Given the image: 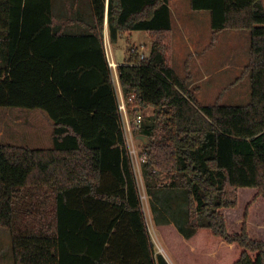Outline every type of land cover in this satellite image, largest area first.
<instances>
[{"label":"trees","instance_id":"1","mask_svg":"<svg viewBox=\"0 0 264 264\" xmlns=\"http://www.w3.org/2000/svg\"><path fill=\"white\" fill-rule=\"evenodd\" d=\"M189 3L209 11L206 48L223 30L249 31L247 103L202 104L188 59L183 76L170 65L169 0H66L62 15L53 0H0V106L43 110L52 126L50 147L0 143V226L14 264H169L146 224L105 26L111 43L133 30L151 38L144 58L128 49L117 76L129 113L152 108L132 127L176 263L264 264V0Z\"/></svg>","mask_w":264,"mask_h":264},{"label":"rangeland","instance_id":"2","mask_svg":"<svg viewBox=\"0 0 264 264\" xmlns=\"http://www.w3.org/2000/svg\"><path fill=\"white\" fill-rule=\"evenodd\" d=\"M65 1L53 0L58 15L65 12ZM169 6L173 14V35L168 62L178 75L183 76L184 61L188 59L193 76L189 87L199 86L196 93L199 102L213 103L219 96L222 104L247 103L250 99V79L248 74L243 73V68L249 56V31L223 30L217 34L213 45L206 48L212 33L209 11L191 9L189 0H169ZM104 45L110 49L114 60L122 63L124 56H129L127 51L132 45L147 54L151 38L144 30H133L130 36L123 32L111 44L108 43L107 31L104 29ZM130 108V126L123 124V130L137 177L146 224L155 245V252L162 253L170 264H177L154 222L155 214L151 209L150 196L144 187L140 159L144 137L140 128L132 127L136 114H141L144 122L151 120L152 108L147 107L138 112ZM51 131V122L43 110L0 106V143L35 148L50 147ZM164 175L166 174H162ZM168 178L161 177V180L166 181ZM258 234L264 235V229H258ZM0 264H14L11 234L3 226H0Z\"/></svg>","mask_w":264,"mask_h":264},{"label":"built area","instance_id":"3","mask_svg":"<svg viewBox=\"0 0 264 264\" xmlns=\"http://www.w3.org/2000/svg\"><path fill=\"white\" fill-rule=\"evenodd\" d=\"M130 51L137 53L139 58H144L148 55V53L145 54L144 52L139 50L135 45L130 47ZM105 54H106L107 62H108V65L111 69L113 79L115 82V87L117 90V95H118L117 107H118V111H119L120 118L122 121V126H123V124H126L129 127L130 126V119H129L130 117H129V111H128V108H129L128 104L133 103V98L131 96L128 98L124 97L122 90H121V87H120V84H119V81H118V76H117V65H119V64L117 62H115V60H114V58L110 52V49H108L106 46H105ZM122 63H124V62H122ZM141 121H142L141 114H136L134 119H133L134 124L136 126H140ZM140 159H141V161H143L144 160L143 156H141Z\"/></svg>","mask_w":264,"mask_h":264},{"label":"crops","instance_id":"4","mask_svg":"<svg viewBox=\"0 0 264 264\" xmlns=\"http://www.w3.org/2000/svg\"><path fill=\"white\" fill-rule=\"evenodd\" d=\"M170 9H171V8H170ZM171 13H172V10H171ZM172 15H173V14H172ZM172 18H173V17H172ZM105 30L107 31V28H106V27H105ZM107 35H108V32H107ZM127 35L130 36V35H131V32H128ZM119 37H120V36H119ZM108 43H111V42L108 40ZM111 44H112V43H111ZM126 58H128V56H124L122 62L125 61ZM115 62H116V61H115ZM117 63H118V62H117ZM118 64H121V63H118ZM47 118H48V117H47ZM164 257H165V256H164ZM165 258H166V257H165ZM166 260L168 261L167 258H166ZM168 262H169V261H168ZM169 264H170V263H169Z\"/></svg>","mask_w":264,"mask_h":264}]
</instances>
